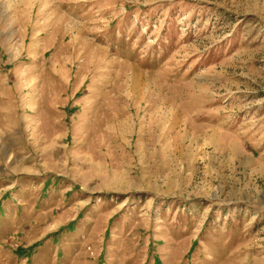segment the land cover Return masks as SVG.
Listing matches in <instances>:
<instances>
[{
	"label": "rangeland",
	"instance_id": "1",
	"mask_svg": "<svg viewBox=\"0 0 264 264\" xmlns=\"http://www.w3.org/2000/svg\"><path fill=\"white\" fill-rule=\"evenodd\" d=\"M0 264H264V0H0Z\"/></svg>",
	"mask_w": 264,
	"mask_h": 264
}]
</instances>
